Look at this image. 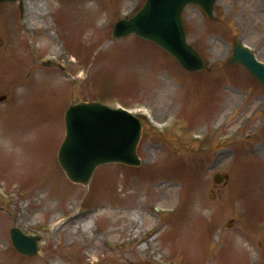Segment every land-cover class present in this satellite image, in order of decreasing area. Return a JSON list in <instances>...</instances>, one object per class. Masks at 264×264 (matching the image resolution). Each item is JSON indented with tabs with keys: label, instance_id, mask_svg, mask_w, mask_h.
<instances>
[{
	"label": "rangeland",
	"instance_id": "374dc122",
	"mask_svg": "<svg viewBox=\"0 0 264 264\" xmlns=\"http://www.w3.org/2000/svg\"><path fill=\"white\" fill-rule=\"evenodd\" d=\"M144 1L0 3V129L12 137L11 146L0 141V264H264V201L256 210L247 197L251 173H264V91L244 68L226 64L234 40L264 64V0H217L213 20L184 9L186 40L210 73H186L134 36L110 40L113 24ZM30 6L46 11L43 22L29 17ZM5 16L14 22L5 26ZM28 23L38 26L24 34L20 24ZM44 26L68 54L56 60L61 72L37 47ZM89 101L150 118L141 119L140 166H100L83 186L66 178L56 155L66 109ZM40 189L52 194L47 205ZM68 210L94 214L93 229H56ZM126 211L138 213L113 222L111 213ZM14 227L39 240L35 257L14 250Z\"/></svg>",
	"mask_w": 264,
	"mask_h": 264
},
{
	"label": "water",
	"instance_id": "95a60500",
	"mask_svg": "<svg viewBox=\"0 0 264 264\" xmlns=\"http://www.w3.org/2000/svg\"><path fill=\"white\" fill-rule=\"evenodd\" d=\"M4 1L14 0H0V3ZM215 1L147 0L134 17L114 26L112 39L134 34L167 51L185 70H204L200 57L185 42L181 12L187 4L193 3L212 18ZM229 63L244 66L264 87V68L237 43ZM64 124L65 137L57 153V163L71 182L87 185L94 170L108 163L139 166L136 147L141 125L136 117L96 102L79 103L69 106ZM215 180L220 182L222 178L216 176ZM10 233L12 244L19 253L28 256L37 254L39 248L33 238L22 236L17 229H12Z\"/></svg>",
	"mask_w": 264,
	"mask_h": 264
},
{
	"label": "bare ground",
	"instance_id": "6f19581e",
	"mask_svg": "<svg viewBox=\"0 0 264 264\" xmlns=\"http://www.w3.org/2000/svg\"><path fill=\"white\" fill-rule=\"evenodd\" d=\"M40 2H37V4ZM41 7H46V3L42 1V3L40 4ZM37 6V5H36ZM39 6V5H38ZM92 6H94V4H92ZM41 7L35 9L34 6H30L29 7V12L31 14V16H29L30 18H33L34 16L38 18V20L43 22V17L45 18L48 14L46 13V11L44 9H42ZM56 10V8L54 9ZM91 10H88L86 13L88 14V12H90ZM93 14V13H91ZM12 22H14L11 18V20H7V16H5V26H8V24H11ZM31 26H38V24L35 23H28V26L26 25H22L20 24V27L22 28V31L24 34H29V31H32V27ZM40 30V29H38ZM37 30V31H38ZM51 28H49V26H44L42 31H38L39 37H40V43H38L39 46H37L38 48H43L44 51L42 50V52L52 55V58L54 59V61H56V59L58 58H64L66 59L67 57V52H63L62 49V44L59 41V39L56 37L55 32H50ZM37 33V32H36ZM21 39V38H20ZM37 40H39V38H37ZM214 48H218L217 44L214 43ZM71 59L73 60L74 57L72 55ZM56 68L59 69V71H62V67L56 64ZM80 76L83 75V72H79ZM53 81L57 82V81H61V76L58 74H54L53 75ZM225 102L222 104L223 109L220 113L217 114L216 116V122H219L221 120H219V117L222 118L224 117L225 113L227 112V110L229 109V104H230V100H231V96L227 95L225 98ZM215 122V123H216ZM27 136V134H26ZM4 141V143L7 144V146H11V141H12V137L10 139V135L7 134H2L1 133V129H0V141ZM17 155V159L20 158H24V156H22L21 154H16ZM226 154H223V156ZM221 156V157H223ZM222 161V160H221ZM247 197L250 199V202L253 206L254 209L257 210V208L259 207V204L264 201V173L262 172H252L248 181H247ZM42 191V192H41ZM44 191V193H43ZM41 195L39 196L40 199H43L46 203V205L48 204L49 200H47V198H49L51 194V192H49V190L47 189H40ZM169 195L173 196V191L169 190L168 191ZM167 195V197L169 196ZM171 196V197H172ZM50 204H53V202H51ZM69 215L63 219V220H59L58 224L55 226V228L57 227L58 230H64L65 226L68 228V233L67 235H71V234H82V233H86L88 230H92L93 226L92 223L95 220V216L92 213H86L85 211H78L73 213L71 210H68ZM256 212V211H255ZM134 214V213H138L137 212H132L130 214ZM21 215V213H19ZM129 211H126L124 213H111L112 215V220L113 222H117L119 220H122L124 218H126V215H128L129 217ZM143 219V218H141ZM89 220L91 222H89ZM148 220V218H146V221ZM130 225L132 226V230L131 233H134L135 230L140 229L138 227V223L135 220L130 219ZM56 228V229H57ZM149 232V230H147ZM110 233V232H109ZM160 233H158L155 237H153V239H150L149 243L151 248L155 245L154 244V239L157 240V238L159 237ZM153 242V244H151ZM147 247L149 248V245H147ZM162 247V246H160ZM159 247V249H160ZM158 249V251H159ZM3 262H5L4 264H12V261L9 259H2ZM50 264V263H48Z\"/></svg>",
	"mask_w": 264,
	"mask_h": 264
}]
</instances>
